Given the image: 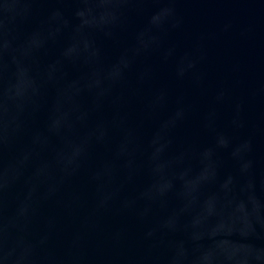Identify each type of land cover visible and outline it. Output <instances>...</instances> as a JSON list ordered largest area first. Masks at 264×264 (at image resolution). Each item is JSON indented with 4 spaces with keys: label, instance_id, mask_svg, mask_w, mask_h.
Segmentation results:
<instances>
[{
    "label": "water",
    "instance_id": "obj_1",
    "mask_svg": "<svg viewBox=\"0 0 264 264\" xmlns=\"http://www.w3.org/2000/svg\"><path fill=\"white\" fill-rule=\"evenodd\" d=\"M0 264H264V0H0Z\"/></svg>",
    "mask_w": 264,
    "mask_h": 264
}]
</instances>
